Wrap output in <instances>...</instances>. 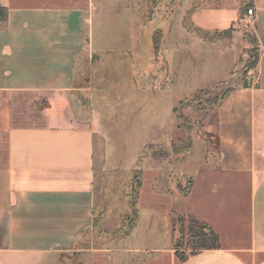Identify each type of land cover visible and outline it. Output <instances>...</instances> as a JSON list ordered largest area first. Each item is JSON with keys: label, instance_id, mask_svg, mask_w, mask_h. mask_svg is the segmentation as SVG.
<instances>
[{"label": "crops", "instance_id": "0c3cea01", "mask_svg": "<svg viewBox=\"0 0 264 264\" xmlns=\"http://www.w3.org/2000/svg\"><path fill=\"white\" fill-rule=\"evenodd\" d=\"M243 1L196 7L190 13L193 28L184 29L198 42L240 34L243 44L244 22L249 23L258 58L225 88V97L207 116L214 122L213 154L204 157L201 174L186 180L184 198L193 203L186 211L175 206L167 212L171 222L176 215L205 222L220 246L178 261L170 231L164 249L170 264H264V0H245L241 7ZM97 2L0 0L8 11L0 26V264H41L50 255L80 253L72 245L92 224L94 177L109 163L110 144L91 105L75 102L73 92L85 20L96 19L99 7L107 9ZM228 29L229 35L212 36ZM160 61L166 88L169 65L166 58ZM155 161L161 182H170L158 188L178 194L171 160L157 156Z\"/></svg>", "mask_w": 264, "mask_h": 264}, {"label": "rangeland", "instance_id": "374dc122", "mask_svg": "<svg viewBox=\"0 0 264 264\" xmlns=\"http://www.w3.org/2000/svg\"><path fill=\"white\" fill-rule=\"evenodd\" d=\"M102 1L107 9L99 7L96 19L85 20V48L76 63L73 96L75 102L91 105L97 126L105 131L109 163L94 177L92 224L72 245L82 251H70L62 258L50 255L41 264H170L164 250L170 231V247L177 238L189 250L183 233L186 223L177 219L187 216L176 215L171 222L167 212L175 206L186 211L194 201L184 198L186 180L201 174L204 157L213 154L209 142L214 122L204 117L224 89L245 75L243 68L253 55L252 27L244 22L243 30L248 31L243 44L240 34L203 43L184 31L194 26L191 11L232 5L234 0ZM240 3L242 7L246 2ZM162 58L169 65L171 84L166 88ZM177 105L178 128L173 112ZM157 156L171 160L168 165L178 194L167 195L158 188L170 182L163 178L161 182ZM135 172L142 180L139 218L130 236L117 239L113 232H123L130 224L128 194Z\"/></svg>", "mask_w": 264, "mask_h": 264}, {"label": "trees", "instance_id": "16d2710c", "mask_svg": "<svg viewBox=\"0 0 264 264\" xmlns=\"http://www.w3.org/2000/svg\"><path fill=\"white\" fill-rule=\"evenodd\" d=\"M248 7V6H247ZM246 7V10L248 9ZM7 15L8 11L5 7L0 5V26L4 25L6 20H7ZM199 33L203 34L204 32L201 29ZM231 32V29L224 30L218 33L213 34V37H220V36H226L229 35ZM253 55H252V60L248 62V65H245L243 68V71H246L250 69L251 67H254L257 62L258 58V51L256 47H253ZM228 89H224V91L220 94V97L216 100L215 104L212 105L210 108L209 112L206 114L204 118H206L210 112H212L217 106L220 104L222 99L225 97ZM178 105L173 108V112L179 121L181 119V114L178 110ZM203 118V119H204ZM178 127L180 125V121L178 122ZM142 185V180H141V174L140 172H135L134 176L131 181V190L129 195V200H128V206L130 210V217L128 220H130V224L128 226V229H125L123 232H118L115 230L113 232V235L118 239L125 237L129 235V233L132 231V229L136 226L139 214H138V208H137V199H138V193L139 189ZM179 222H185V228L183 230V233L185 231L187 235V243H186V248H188L189 252H187L183 246V243L176 238L173 240V250H174V256L178 261H185L187 257L191 254H194L200 250H205V249H215L220 246V240L218 234L205 222H202L198 220L196 217L189 215L186 218L183 216L177 217Z\"/></svg>", "mask_w": 264, "mask_h": 264}, {"label": "built area", "instance_id": "2783aa9c", "mask_svg": "<svg viewBox=\"0 0 264 264\" xmlns=\"http://www.w3.org/2000/svg\"><path fill=\"white\" fill-rule=\"evenodd\" d=\"M246 12H247L246 14L248 16H250V15H252L253 9L252 8H248Z\"/></svg>", "mask_w": 264, "mask_h": 264}, {"label": "water", "instance_id": "95a60500", "mask_svg": "<svg viewBox=\"0 0 264 264\" xmlns=\"http://www.w3.org/2000/svg\"><path fill=\"white\" fill-rule=\"evenodd\" d=\"M246 81H247V80H246V79H244V83H243V84H244L245 86L247 85V84H246Z\"/></svg>", "mask_w": 264, "mask_h": 264}]
</instances>
